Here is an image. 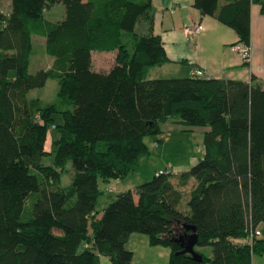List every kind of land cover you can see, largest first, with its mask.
<instances>
[{"label": "trees", "instance_id": "1", "mask_svg": "<svg viewBox=\"0 0 264 264\" xmlns=\"http://www.w3.org/2000/svg\"><path fill=\"white\" fill-rule=\"evenodd\" d=\"M57 3L63 19H46L45 9ZM252 4L264 13V0H193L201 15L235 31L232 46L250 44ZM10 6L7 15L0 12V264H100L101 256L130 264L132 233L169 248L170 264H251L264 250V86L148 78L170 62L158 35L135 32L142 16L151 18V0ZM35 36L52 61L31 73ZM93 51L115 52L112 65L95 70ZM48 79L58 83L55 102L29 97ZM168 122L206 128L202 156L177 175L157 171L98 209L100 184L124 179L150 154L145 137L161 134ZM67 163L71 181L59 186ZM185 195L188 208L180 211ZM183 224L195 227V246L210 247L211 257L198 251L202 261L195 262L178 253L172 238L190 232ZM255 229L261 236L244 242Z\"/></svg>", "mask_w": 264, "mask_h": 264}, {"label": "crops", "instance_id": "2", "mask_svg": "<svg viewBox=\"0 0 264 264\" xmlns=\"http://www.w3.org/2000/svg\"><path fill=\"white\" fill-rule=\"evenodd\" d=\"M225 1L220 0V3ZM151 2L157 11H154L155 9L152 11L151 18L150 14L142 16L137 23L141 25L143 35L152 33L161 38L166 55L170 59L168 63L184 66L182 73L185 74V77L192 76L195 70H202L205 73L204 77L207 78L242 79L264 86V13L260 5L252 4L250 7L249 43L252 54L251 61L246 66L239 54L232 48V44L238 39L235 31L212 16L201 15L193 7V0H151ZM190 23L201 26L200 33L193 37L194 42L187 39L183 32L184 26L191 25ZM164 65L166 63L158 69H162ZM252 76L255 78L253 81L251 80ZM159 138L161 139V137L155 136L154 145L159 144ZM142 157H140L138 165L141 159H143L142 162L147 161L145 156ZM138 165L135 167L137 170L134 169V173H137L135 180L126 182L124 179H117L106 182L105 184L117 181L111 184L108 191L118 193L133 189L143 182L142 180L150 179L157 171L161 170L157 165H153L149 174L142 175ZM187 168L189 166L178 167L173 173L177 175L179 171ZM106 197L107 199L101 201V206L110 200V196ZM126 247L133 253L130 264H170L169 248L149 244L148 237L144 234L132 233L127 240ZM100 264L113 263L108 257L101 256ZM251 264H264V250L261 254L253 256Z\"/></svg>", "mask_w": 264, "mask_h": 264}, {"label": "rangeland", "instance_id": "3", "mask_svg": "<svg viewBox=\"0 0 264 264\" xmlns=\"http://www.w3.org/2000/svg\"><path fill=\"white\" fill-rule=\"evenodd\" d=\"M10 0H2L0 3V12L4 15H7L10 12ZM152 6V10H154ZM154 11H157L156 9ZM64 6L62 3H57L50 8L45 9L43 15L46 19L50 21H58L62 20L64 17ZM191 24V23H190ZM189 25V24H187ZM135 32L138 34H143L141 31V25L136 24ZM129 34L126 33L125 39L129 40ZM193 40V39H192ZM194 42V40H193ZM34 43V51L31 56L29 71L31 73L35 72L40 68H47L52 58L44 53V39L38 36L33 37ZM200 46V45H199ZM115 52H92V63L94 69L107 70L114 60ZM169 64V65H168ZM184 66L175 65L174 63H166L162 69H158L155 67L154 69H150L147 73L148 78H182L185 77L182 73ZM161 70V71H159ZM100 71V70H98ZM57 91H58V83L57 80L48 79L43 87L34 88L29 91V97H38L47 102H55L57 100ZM56 123L59 118L55 117ZM206 128L201 126L195 127H180L175 126L172 123H167L162 126V133L157 135L159 138V144L154 145L155 136H147L145 137V142L149 147L150 154L145 155L147 161L142 162L143 159L140 160L139 163V172H142V175L149 174L150 170L153 169V165H157L161 170L159 171H176L178 167H188L190 164L196 160H198L202 156L203 152V132ZM53 134L57 136V132L53 131ZM50 139V138H49ZM49 139L47 140L46 149H50ZM144 157V156H143ZM142 157V158H143ZM52 161L51 156H46L43 159V163L50 165ZM158 168V169H159ZM135 169V168H134ZM134 169L124 178L127 181H133L137 178V173H134ZM137 170V169H135ZM141 174V173H140ZM72 176V168L71 164L67 163L66 167L63 170L60 181L57 183L59 186L68 185L71 181ZM140 177V176H139ZM145 177V176H142ZM147 177V176H146ZM173 182H176V176L174 175L172 178ZM139 181V180H138ZM143 182L148 180H142ZM111 183L105 184L101 183L100 188L104 191V193L99 198L97 208L100 209L101 201L103 199H107L106 196H112L116 194V192H109L108 189L111 188ZM125 182V181H124ZM141 182V183H143ZM134 183V182H132ZM137 185V184H134ZM134 187V186H132ZM186 187H189L186 186ZM117 189V188H116ZM187 190V189H184ZM188 197L185 195V205L179 206L178 209L180 211L186 210L188 207L186 205V200ZM182 204V202H181ZM262 226L259 227L261 229ZM194 249L206 257H211L212 252L210 247L208 246H195Z\"/></svg>", "mask_w": 264, "mask_h": 264}, {"label": "built area", "instance_id": "4", "mask_svg": "<svg viewBox=\"0 0 264 264\" xmlns=\"http://www.w3.org/2000/svg\"><path fill=\"white\" fill-rule=\"evenodd\" d=\"M200 31H201V26L200 24H196V23L188 26H184L183 28L184 35L189 40H192L195 35L200 33ZM232 48L233 51L239 54V56L245 63H250L251 54H252V48L250 44L240 42L238 44L233 45ZM192 75L198 77H204L205 73L202 70H195L192 73ZM259 236H261V232L259 231V229H255V231L251 230L245 237L244 242L252 244L254 239Z\"/></svg>", "mask_w": 264, "mask_h": 264}, {"label": "water", "instance_id": "5", "mask_svg": "<svg viewBox=\"0 0 264 264\" xmlns=\"http://www.w3.org/2000/svg\"><path fill=\"white\" fill-rule=\"evenodd\" d=\"M186 230H190L188 233H180L172 238V241L179 244L181 250L180 254H187L192 261L201 262L202 255L197 252L194 247L197 242V234L195 227L183 224Z\"/></svg>", "mask_w": 264, "mask_h": 264}]
</instances>
